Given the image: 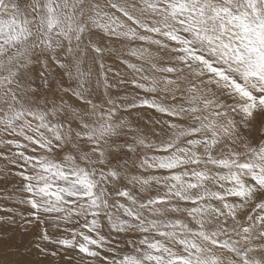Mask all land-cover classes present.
<instances>
[{
	"label": "snow or ice",
	"instance_id": "obj_1",
	"mask_svg": "<svg viewBox=\"0 0 264 264\" xmlns=\"http://www.w3.org/2000/svg\"><path fill=\"white\" fill-rule=\"evenodd\" d=\"M0 213L11 264H264V0H0Z\"/></svg>",
	"mask_w": 264,
	"mask_h": 264
},
{
	"label": "bare ground",
	"instance_id": "obj_2",
	"mask_svg": "<svg viewBox=\"0 0 264 264\" xmlns=\"http://www.w3.org/2000/svg\"><path fill=\"white\" fill-rule=\"evenodd\" d=\"M147 116L149 115L147 114ZM147 116H144V117H147ZM0 215H3V213H0ZM0 232L7 233V235L12 238L11 241H0V262L1 264H5V262H8V264H11V261L20 259V257L16 254V250L11 247L12 241L19 240L18 230L12 231V230H9L5 226H0ZM28 259H31V257H28Z\"/></svg>",
	"mask_w": 264,
	"mask_h": 264
},
{
	"label": "rangeland",
	"instance_id": "obj_3",
	"mask_svg": "<svg viewBox=\"0 0 264 264\" xmlns=\"http://www.w3.org/2000/svg\"><path fill=\"white\" fill-rule=\"evenodd\" d=\"M135 62V61H134ZM109 63H111V61H109ZM117 64H119V61H117ZM120 70L123 72V71H125L126 69L124 68V66H120ZM149 116H153V117H155V118H159V114H157L156 113V115H155V113L154 112H152V111H148V113H147ZM141 115H144V113L142 114L141 113ZM145 119H147V117H144ZM0 264H1V262H0Z\"/></svg>",
	"mask_w": 264,
	"mask_h": 264
}]
</instances>
